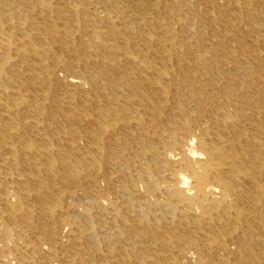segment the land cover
<instances>
[{"label":"bare ground","instance_id":"obj_1","mask_svg":"<svg viewBox=\"0 0 264 264\" xmlns=\"http://www.w3.org/2000/svg\"><path fill=\"white\" fill-rule=\"evenodd\" d=\"M0 264H264V0H0Z\"/></svg>","mask_w":264,"mask_h":264}]
</instances>
